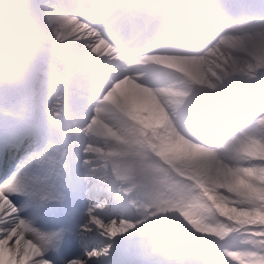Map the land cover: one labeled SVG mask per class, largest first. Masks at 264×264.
<instances>
[{"label": "bare ground", "instance_id": "6f19581e", "mask_svg": "<svg viewBox=\"0 0 264 264\" xmlns=\"http://www.w3.org/2000/svg\"><path fill=\"white\" fill-rule=\"evenodd\" d=\"M32 1L0 0V97L9 99L14 111L20 107L18 101H27L46 131L47 123L55 125L62 120L65 105L61 102L60 81L45 77L48 71L36 74L29 70L38 61L58 65V72L73 77L78 89L89 88L94 94L99 80L104 83L110 79L102 69L118 70L122 77L100 92L103 98H94V102L90 99L84 108L79 107L84 109L79 117L84 127L79 143L73 146L69 135L73 129L63 128L66 136L54 154L78 153L92 173L103 176L111 187L122 189L112 196L116 202L133 203L119 206L135 221L134 230L126 238L144 232L170 250L166 255L151 253L156 264H220L207 258L203 249L228 245L234 239V229L248 228L246 222L263 223L264 197L256 189L264 187V101H237L245 93L240 86L247 83L249 75L264 80V0H210L218 1L220 7L206 4L208 0H132L124 12L128 9L130 14L119 21L109 14L125 0H81L90 19L100 20L99 26L103 22V26L121 23L123 36L150 17L148 30H138L143 35L138 33L132 44L133 51H140L150 41V60L143 58L142 64L128 69L117 68L105 57L110 49L103 43L87 52L85 45L95 35L84 30L85 26L78 32L68 15L53 10L50 0L33 1L37 14L46 20L38 25L32 22L30 13H20L18 8ZM81 7H70L67 12H78ZM198 13H202L199 19ZM210 19L216 23L212 25ZM27 27L36 33L34 39ZM165 27L173 40L182 39L179 45H153L163 37ZM46 42H54L60 52ZM79 52L86 57L79 58ZM88 57L100 71L86 63ZM16 58L22 59L23 66L13 74V80H7L1 65ZM213 58L237 64L238 77L218 75L214 61V67L209 65ZM112 59L120 62L115 55ZM148 62L162 65L159 76L151 77L156 70ZM37 81L42 87H34ZM152 81L156 82L154 87L146 85ZM70 100L73 97L68 103ZM91 111L97 115L92 116ZM26 114L24 111L23 121L32 124ZM54 131L48 129V134ZM26 133L27 139H41L39 132ZM218 141L226 145L214 153L206 148ZM175 177L187 180L197 193L204 190L206 198L199 197L203 206L195 222L185 224L177 215L181 208L177 204L171 209L169 186ZM94 182L103 188L100 181ZM109 188L103 191L108 196Z\"/></svg>", "mask_w": 264, "mask_h": 264}, {"label": "snow or ice", "instance_id": "6c2138e0", "mask_svg": "<svg viewBox=\"0 0 264 264\" xmlns=\"http://www.w3.org/2000/svg\"><path fill=\"white\" fill-rule=\"evenodd\" d=\"M13 153L16 158H13ZM73 154L21 130L0 139V264H156L153 240Z\"/></svg>", "mask_w": 264, "mask_h": 264}, {"label": "rangeland", "instance_id": "374dc122", "mask_svg": "<svg viewBox=\"0 0 264 264\" xmlns=\"http://www.w3.org/2000/svg\"><path fill=\"white\" fill-rule=\"evenodd\" d=\"M33 1H32V4L30 2H29V4L25 3L26 5L25 4L24 5L23 4L19 5L18 8L20 10V13H22L24 11L29 12L30 16L33 17L32 22H34L35 24L38 25L39 23H42L46 19H42L41 16H39L37 14V13H39V10H38V7H36L33 4ZM50 1L54 4L53 5V10L58 12V13L59 12H63V11H67V10H64L61 7V5L63 7L65 6V7H68V8L75 7V6L79 7L78 5L84 6V4H82V2L79 1V0H50ZM125 1H126L125 4H124V1H123L122 3H120L117 6L118 8H115V9L112 10L113 12H111L110 16L111 17L112 16H116V18H118L115 21H119L125 14L126 15L130 14V10L127 9L128 11H126V13H124V10H125L126 6L128 8V6H129L131 1L130 0H125ZM119 6H121V7H119ZM79 11L77 12V10H69V12H65V14L68 15V17L71 18L73 23L76 24L78 32L81 33L82 27L85 26L86 28H84V30H87L89 33H91L92 37L95 35L93 37V39L88 43L89 46L85 45L87 52L91 48L92 49L95 48L96 45H98L99 42H100V43H103V45H105L106 47H108L110 49L109 54H107L105 57L108 58V60L111 63L114 62L115 64L114 63L113 64L117 68L123 69V67H125V69H128V68H131V67H133L135 65H138V64L142 63L140 61H137L138 60V55L142 51H145V49L140 50L138 52H131L132 49H133L132 44L137 39L138 33H141L140 36L143 35L142 34V30H141V32H138L135 36H130L131 33L133 32V30L131 31V33L127 34L126 36H123V35H121V32H122L123 29L121 27H119L120 26L119 23H116L113 26H111V25L110 26H105V28L109 30V31H107L106 29H103L104 27L101 28L102 26H99L100 20L97 19L98 21L95 22V20L93 21V20H91L88 17V12H89L88 8L86 9V7H85V8H83L82 11H80V12ZM21 22H22V20H21ZM143 22H144V20H143ZM27 30H28V32H30V34L32 36V39H34L33 37L36 34L34 32V30H32L30 27H27ZM99 31H100V33H99ZM119 35H121V36H119ZM114 36L118 37V40L115 41V42L112 41V40H114ZM166 40L172 41L173 39L170 36H168L167 34H165V36L161 37L159 39V41L155 43V45H158L159 43H162V44H167L169 47L170 46L171 47H175L176 45L180 44L179 41H174L173 40V43H170V42H167ZM46 43L50 44V45H53V46L55 45L54 42H51V43L50 42H46ZM54 47L56 49V51L54 49L55 52H60L58 47H56V46H54ZM197 54L201 55V53H197ZM114 55L118 59L120 58V62H116L114 59H112L114 57ZM70 56H75V55H71L70 54ZM78 56H79V58L82 57L81 59L86 57V55L84 56L83 52H79ZM213 56H214V58L218 57L217 54H213ZM143 58L144 59L145 58L149 59L150 58V53L145 52L142 55V59ZM214 58L211 59L212 62H210L209 65L214 67V65H213V61H214L215 66L217 67V69H219L218 73H217L218 75H219V73H223L225 75H232V77H234V78L238 77L239 69H238V65L237 64L234 65L232 63V65H228L225 62V60H223V59H222V61L214 60ZM15 60L22 61V59H20V58H16ZM121 60H122V62H121ZM86 63H90V66L95 71H100L99 66L95 63V61L91 60L90 58H89L88 61H86ZM120 63H121V65H120ZM39 64H40V66H39ZM94 64H96V65H94ZM36 65H35L34 68H30L29 70L33 69V72L35 71L36 74L38 72L39 73L40 72L41 73H46V71H48L49 75L47 74L48 76H46V75H44V76L47 77V78H52L53 81H57V80L60 81L59 86L61 87V90H63V93H62V96H61V98L63 100H61V102H62V104L65 105L64 106V110L65 111L62 112V116H61L62 120L60 122L56 123L57 129L52 134L51 139H54V140L58 139L59 141L62 140L63 137L66 136V134H64V132L62 130V126H64L65 130H67L68 127H71L73 129V131H72V133H69V135L72 137V139L71 138L70 139H71V141H75V143H77L78 139L80 138L81 133L84 131V127L82 125H80L81 123L79 122V117L81 116V113L84 112V109L81 110L79 107L84 108L85 104L90 99H91V102H94L93 101L94 98H97V100H99L100 97H99L98 94L103 89H106V90L110 89L113 86L114 82L118 83V80L122 77V74L117 72L118 70L116 71L115 68H114L115 71H106V70L104 71V69H102L104 74L110 79H108L107 82L104 81V83L100 82L99 83V89H96V87H95L94 90L97 91V93H96V95L93 96L87 90V88L81 87V88L78 89V88H76V82H74L73 79H71L70 77H69L70 79L66 78L65 74L61 75L58 72V71H60V68L58 67V65H55V64H49L48 65V64H46V62L41 61V60L38 61V63ZM148 65L150 67L152 65L151 68L156 70L155 71L156 74L153 73L151 75V77L159 76V74L162 72L161 64H158L156 62H155V64L154 63L151 64L150 62H148ZM77 67L79 68L80 66H77ZM157 69L158 70L160 69V70L158 71ZM4 78H6L7 80H13L12 78H9V77H7L5 75H4ZM245 80L247 81V83L243 84V86L242 85L240 86V89H244L245 93L237 101V103H241L243 101H249L248 103H250V102L252 103V102L255 101L253 99L257 100L258 98H259V100H257L258 103H260L261 101H264V94H262L264 88L261 87V84H263L264 80L262 78H260L258 75H256V76L255 75H253V76L249 75ZM15 81H17V79H15ZM19 82H22V80H19ZM36 84L37 85H34L35 88L42 87V83L41 82L39 83L37 81ZM150 84L146 83V85H149L150 87L151 86L154 87L156 85V82L152 81V83L150 82ZM118 85H120V84H118ZM250 86H253V88H250ZM102 96H104V95H102ZM72 97H73L72 102L70 100V103H68L69 99H71ZM91 114H92V116L93 115L95 116V115H97V112L91 111ZM214 115L218 117V115H216V114H213L212 116L215 117ZM51 126H52V124L49 123L48 124V128H50ZM45 127H46V125H45ZM240 127H242V125H240ZM65 133H67V132H65ZM84 136L86 137L85 140L87 139L88 140L87 142H90V136L87 135V134H85ZM79 141H80V139H79ZM218 142H220V143H218ZM218 142H215V144H211V145L207 146L206 148L209 151H212L214 153L215 151H217L219 149H222L226 145V143H222L221 141H218ZM74 154L79 156L76 152H74ZM91 173H92V171H91ZM92 175H93V178H94L95 181L96 180L100 181L103 184V188L99 187L100 189L105 191V189L107 187L108 188L110 187L108 191L110 193L109 196H110L111 200H113L115 198L113 196H115L114 194H116L117 191H122L121 188L111 187L110 182L107 179H105L103 176L99 177L100 175L97 176L96 173H92ZM179 181H182V182H180L181 184H179ZM170 182H171L170 186L172 187L171 188L169 186V190H171V197H172V198H170L171 209L174 210V206L177 204V206L181 207L177 211L178 212V214H177L178 217L182 218V221H184L185 224L189 223V222H195L199 218L200 211H201L202 206H203V204L199 200V197L201 196L203 198H206L205 194H204V190L203 189L199 190L198 193H197L196 190H193V188L191 186V183H189V185H188V181L187 180H185V182H184L182 179H180L178 177L177 178L176 177L173 178ZM254 187L256 188L257 185L254 184ZM256 190L260 191L263 194L262 196L264 197V187H262L260 189H256ZM174 192H175V194H174ZM112 194H113V196H112ZM209 201L210 200H208V203H210ZM117 204L119 206H124V205L132 206L133 205L132 202H128V201H125V200H118ZM152 210H155V208L152 209ZM179 218L176 217V219H179ZM260 218L263 221V223H261V222L255 223V222H252V221L251 222H246L244 225L247 226L248 228H244L243 230L241 229L242 227L234 229V232H235V233H233L234 239L230 240L228 245H225V246H223V247H221L219 249L218 248L217 249H213L214 247H212V249L211 248L203 249V252L206 254V257L211 259L213 262L220 263V264H264V214ZM171 220L175 221L174 219H171ZM181 224H183V223H181ZM223 240H224V237H223ZM153 252H159V253L164 254V255L170 254V250L167 249V248H164L162 245L157 243V241L153 242V248L151 250V253H153Z\"/></svg>", "mask_w": 264, "mask_h": 264}, {"label": "water", "instance_id": "95a60500", "mask_svg": "<svg viewBox=\"0 0 264 264\" xmlns=\"http://www.w3.org/2000/svg\"><path fill=\"white\" fill-rule=\"evenodd\" d=\"M21 67V64L18 63L16 65L13 66H9V65H4V69L6 72H8L9 76H11V74L16 70L19 69Z\"/></svg>", "mask_w": 264, "mask_h": 264}]
</instances>
